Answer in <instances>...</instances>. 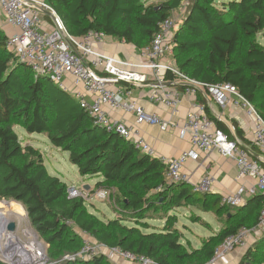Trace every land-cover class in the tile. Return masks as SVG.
<instances>
[{
	"label": "trees",
	"instance_id": "16d2710c",
	"mask_svg": "<svg viewBox=\"0 0 264 264\" xmlns=\"http://www.w3.org/2000/svg\"><path fill=\"white\" fill-rule=\"evenodd\" d=\"M47 1L75 37L101 32L141 50L151 44L159 24L186 0L159 4L146 0ZM262 32L264 0H191L175 34L176 66L197 81L236 87L264 117V46L257 40ZM7 39L8 33L0 27V201L25 207L34 231L49 246L51 258L72 256L84 248L76 229L108 248L118 247L157 264H207L229 236L259 224L264 195L231 208L222 204L220 196L197 193L188 184L169 183L166 168L157 158L96 125L72 95L48 78H36L8 51ZM201 103L207 108L206 100ZM209 117L230 140L250 151L224 123ZM17 127L31 135H45L53 147L69 154L82 177L102 176L93 190H105L115 197V218L102 221L89 211L85 200L69 199L68 185L49 173L43 152L24 144ZM192 207L225 217L222 229L201 254L188 250L176 227L178 220L170 214ZM147 220H166V225L155 229ZM142 227L153 231L144 232ZM257 244L264 246V238ZM249 256L253 258V251ZM109 260L99 255L63 264H111Z\"/></svg>",
	"mask_w": 264,
	"mask_h": 264
},
{
	"label": "built area",
	"instance_id": "2783aa9c",
	"mask_svg": "<svg viewBox=\"0 0 264 264\" xmlns=\"http://www.w3.org/2000/svg\"><path fill=\"white\" fill-rule=\"evenodd\" d=\"M186 6L189 7V4ZM0 16L10 29L7 49L18 63L30 68L36 78L46 77L72 95L95 124L106 132L118 134L142 153L157 158L166 168L165 175L169 183L187 184V163L198 161L201 153L217 152L234 161L238 180L254 181L251 186L241 185L235 193L223 196V205L238 208L250 198L264 195L263 165L251 156L247 148L230 140L226 133L217 129L205 105L198 104L197 111L188 113L184 122L177 124L150 114L135 100H129L134 89L152 86L149 101L153 105L165 107L173 117H178L182 103L181 94L167 87L169 84H179L184 87L186 94L195 97L201 94L209 96L222 108L234 105L252 121V145L264 156V117L253 103L230 84H206L190 78L176 66L175 34L185 16H171L162 21L153 41L140 50L136 61L124 60L103 51L101 45L107 38L104 33L93 31L80 38L72 35L47 0H0ZM168 76L172 80H168ZM107 108L112 111L124 109L133 113L137 125L157 126L162 131L175 128L181 139L190 141L192 149L183 151L178 157L158 156L155 149L139 137L133 126L113 120ZM215 181L214 176L208 175L193 190L197 193H211ZM94 192L97 200L103 201L107 198L108 192L105 190L90 192L86 186L76 185L68 187V198L89 202ZM18 228L16 225V231L10 232L7 226V232L17 236ZM24 232V238L17 241V246H2L0 263L55 264L48 260L43 242L37 233L28 231L25 235ZM252 236L258 240L264 238V208L259 224L252 228H242L229 236L216 249L210 263L215 264L236 249L245 248ZM99 255H105L109 259L119 257L137 264H157L145 256H136L118 247L108 248L100 243L95 247L87 243L71 259L83 261Z\"/></svg>",
	"mask_w": 264,
	"mask_h": 264
},
{
	"label": "crops",
	"instance_id": "0c3cea01",
	"mask_svg": "<svg viewBox=\"0 0 264 264\" xmlns=\"http://www.w3.org/2000/svg\"><path fill=\"white\" fill-rule=\"evenodd\" d=\"M174 12L181 13V16L183 17L185 16L182 6ZM0 22L2 23L0 24V27L5 30L7 26L5 25L4 18L2 16H0ZM6 32H10V29ZM101 48L110 55L118 56L129 61H136L140 52V49L137 47L111 37L106 38L105 43L101 45ZM151 88H136L133 90V95L129 100H135L148 113L158 115L165 121H172L177 124H182L188 113L197 111L198 104H202L201 100H206L207 113L212 118L224 123L232 136L241 141V143L247 145L250 149L249 152L251 153V156L259 160L264 167V156L257 150L254 151L252 149V121L242 110L234 105H229L226 108H222L213 98L209 96L203 94H201L199 97L191 96L186 94L183 89H179L177 85L169 84L167 88L180 92L182 102L179 116L173 117L170 110L162 106L153 105L149 101V93ZM106 110L113 120L121 121L133 126L139 137L143 138L149 145H151L155 149L158 156L178 157L183 151L192 149L190 141L188 139H181L178 130L175 128H171L168 131H162L157 126L145 124L137 125L135 121V115L133 113H128L124 109L112 111L107 108ZM238 130L241 131L240 136L237 134ZM185 173L189 177V182L187 184L191 187L199 184L202 179L208 175L214 176L216 181L213 185L211 195H217L220 197L235 193L241 185L247 184L248 186H251L254 184V181L251 179L247 181L238 180L237 168L234 161L221 156L217 152H212L209 154L201 153L198 161H189L187 163L185 167ZM87 187H89L88 190L90 192L95 189V187H91L90 185H87ZM215 217L217 219L216 215ZM111 260L116 261L117 264H137L122 260L119 257H113Z\"/></svg>",
	"mask_w": 264,
	"mask_h": 264
},
{
	"label": "rangeland",
	"instance_id": "374dc122",
	"mask_svg": "<svg viewBox=\"0 0 264 264\" xmlns=\"http://www.w3.org/2000/svg\"><path fill=\"white\" fill-rule=\"evenodd\" d=\"M162 1L165 0H146L147 4H159ZM191 0L184 1L182 7L183 12L187 11L189 7H187V4H190ZM174 17L177 18L181 17V13L173 12ZM186 15V14H185ZM181 20L178 29L182 25ZM0 24H2L0 22ZM6 31L9 30L8 27L5 29ZM257 40L259 43L264 46V32L258 35ZM135 90V89H134ZM17 133L19 134L20 138L22 139L24 144H31L34 147L40 149L43 152L44 159H45V165L49 171V173L53 176L59 177L64 183L68 185V187L71 186H87L90 185L91 187H95L96 183L103 180V177H82L79 173V170L76 166L72 165L70 162L69 154L61 149L55 148L51 145L49 139L42 134H29L24 128L17 127ZM94 193H92L93 197H91V201L87 202V206L89 208V211L96 215L99 219L102 221L107 222L108 220H113L115 218V214L112 210V207L116 204L115 203V197L112 196L110 192L107 193V198L103 201L97 200L94 197ZM116 194V192H115ZM4 203H9L10 208L2 209L0 211V229H3L2 227H5V218L12 214L14 211H18V206H20L26 213L25 220L21 218L20 225H19V231L17 232V241L22 240L23 232L24 231H34L33 227L31 226L28 213L23 205L20 203H17L15 201H8L3 200L0 201V209L3 207ZM234 212V210H231ZM171 215H174L178 222L176 227L183 233L184 235V244L187 245V248L189 251L194 250L196 253L201 254V250L204 249L209 243V241L216 235V231H219L222 229V219H224V216L221 217H215L214 214H204L200 211L197 207L192 208H181L179 210H174L170 212ZM10 219H14V217L9 216ZM16 221V220H15ZM146 223L152 225L155 229H164L166 225V220H147ZM17 223V222H16ZM128 225H132L130 223H127ZM152 229L145 230V228L142 227V230L144 232L150 233L153 231ZM75 231L79 234L81 244L84 245V247L88 244L95 247L98 243L91 238L90 236L86 234H82L79 231L75 229ZM0 236L4 235V231L1 230ZM35 232V231H34ZM42 240V239H41ZM258 239H256L254 236L250 237L247 246L245 248L236 249L231 254H229L224 259L216 262L215 264H264V246H258ZM16 242V241H15ZM44 245V251L48 258V260L55 264H63L64 262H71L73 259H71L70 255H64L59 258H51L50 256V249L49 246L42 240ZM17 246V245H16ZM250 251H253L254 256L250 259V256L247 257L248 253ZM70 257V259H67ZM122 261V260H121ZM75 262V261H73ZM111 264H117L116 261L109 260ZM1 264V263H0ZM211 264V263H207Z\"/></svg>",
	"mask_w": 264,
	"mask_h": 264
},
{
	"label": "bare ground",
	"instance_id": "6f19581e",
	"mask_svg": "<svg viewBox=\"0 0 264 264\" xmlns=\"http://www.w3.org/2000/svg\"><path fill=\"white\" fill-rule=\"evenodd\" d=\"M7 209V208H10V209H13V208H11L10 207V204L9 203H4L3 204V207L0 209V211H2V209ZM9 216H11V217H14V219H10V217ZM9 216H7L6 218H5V223H4V225H5V227H2L3 229H0V234L2 233L1 232V230H3L4 231V235H2V236H0V249L2 248V246H5V245H7V244H11V245H17L18 244V242H17V238H16V236L14 235H11V234H9L8 232H7V226L10 224V223H15L16 225H20V220H21V218H22V220L24 219L25 220V218H27L26 217V213H25V211L20 207V206H18V211H14V212H12V214L11 215H9ZM16 220V221H15ZM21 220V221H22ZM17 222V223H16ZM25 233V235H27L28 234V230L27 231H25L24 232ZM16 241V242H15Z\"/></svg>",
	"mask_w": 264,
	"mask_h": 264
},
{
	"label": "water",
	"instance_id": "95a60500",
	"mask_svg": "<svg viewBox=\"0 0 264 264\" xmlns=\"http://www.w3.org/2000/svg\"><path fill=\"white\" fill-rule=\"evenodd\" d=\"M86 189L88 190L89 187L86 186ZM8 231H10V232H15V231H16V224H15V223H10V224L8 225Z\"/></svg>",
	"mask_w": 264,
	"mask_h": 264
}]
</instances>
